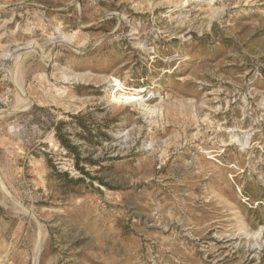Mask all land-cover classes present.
<instances>
[{
  "label": "rangeland",
  "instance_id": "1",
  "mask_svg": "<svg viewBox=\"0 0 264 264\" xmlns=\"http://www.w3.org/2000/svg\"><path fill=\"white\" fill-rule=\"evenodd\" d=\"M0 206V264H264V0H0Z\"/></svg>",
  "mask_w": 264,
  "mask_h": 264
},
{
  "label": "trees",
  "instance_id": "2",
  "mask_svg": "<svg viewBox=\"0 0 264 264\" xmlns=\"http://www.w3.org/2000/svg\"><path fill=\"white\" fill-rule=\"evenodd\" d=\"M85 116H87L86 114H82L81 117H76L79 119V125L83 128L84 132L86 133H90V129H89V126L88 124L84 121L85 119ZM84 139H87L88 137L87 136H82ZM58 138L60 139L62 145H64L67 150L70 152L71 155L74 156V158H76L77 162L81 159V152L79 150V146L71 143V140L66 136V134H58ZM78 164V163H77ZM80 170L85 173V174H88L87 172L84 171L83 168H80ZM82 180V179H81ZM252 208V207H251ZM0 210H2L1 206H0Z\"/></svg>",
  "mask_w": 264,
  "mask_h": 264
},
{
  "label": "bare ground",
  "instance_id": "3",
  "mask_svg": "<svg viewBox=\"0 0 264 264\" xmlns=\"http://www.w3.org/2000/svg\"><path fill=\"white\" fill-rule=\"evenodd\" d=\"M119 89H120V87L119 88H114L113 89V91L111 92V95H112V97H114V98H117V99H124V100H135V99H138L139 98V96L138 95H136L135 96V94L134 93H124V94H120V96L118 95L119 94ZM121 90V89H120ZM141 90H143L142 88L140 89V91Z\"/></svg>",
  "mask_w": 264,
  "mask_h": 264
}]
</instances>
